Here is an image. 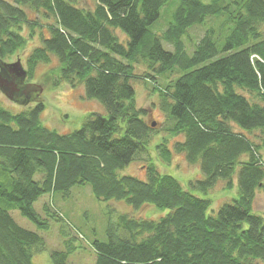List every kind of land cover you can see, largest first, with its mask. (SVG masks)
<instances>
[{
	"label": "trees",
	"instance_id": "obj_1",
	"mask_svg": "<svg viewBox=\"0 0 264 264\" xmlns=\"http://www.w3.org/2000/svg\"><path fill=\"white\" fill-rule=\"evenodd\" d=\"M79 1L0 0V62L25 49L39 29L42 43L25 60L29 79L55 56L59 64L45 72L52 84L85 85L108 114L89 113L81 128L61 134L44 124L46 106L35 93L15 96L27 107L19 113L0 103V264H34L33 255L46 249L13 209L42 231L50 230V218L75 229L71 237L63 230L65 250L51 252L53 264H69L84 234L55 205H44V218L35 204L80 185H90L98 200L167 211L156 219L121 215L109 225L108 241L93 239L95 264H264V211H254L257 192H264V0H179L162 34L152 25L169 0H96L93 9ZM29 10L39 17L29 18ZM211 17L219 27L211 24L189 54L185 35ZM139 79L153 84L166 115L169 133L154 143L162 160L176 152L199 165L202 178L188 189L154 164L147 180L119 174L151 148L155 121L138 108ZM220 179L227 191L237 180L239 196L215 212L210 197L193 192L207 195Z\"/></svg>",
	"mask_w": 264,
	"mask_h": 264
},
{
	"label": "rangeland",
	"instance_id": "obj_2",
	"mask_svg": "<svg viewBox=\"0 0 264 264\" xmlns=\"http://www.w3.org/2000/svg\"><path fill=\"white\" fill-rule=\"evenodd\" d=\"M203 1L209 2V0ZM95 5L96 0L79 1L80 7L93 9ZM178 5L179 0H169L167 2L166 6L161 11V17L152 25L153 30L157 34H162L168 29L169 24L173 21L172 14L178 8ZM38 17L39 16L36 15L35 12L29 10V18L33 19ZM213 19L216 18L211 17L208 19L206 25L194 26L190 28L188 35H185L184 41L189 54L195 50V45L199 42L201 36H203V34L211 28V24L217 28L219 27V21H215ZM42 30L45 35H48V31H46L45 27ZM39 31V29L36 30V35L33 39H30L29 45L25 49L20 50L17 55L8 57L6 62L10 63L20 60L24 67L27 68L25 60L28 54H30L34 47L39 46L42 43L39 40ZM22 32L27 37H30L28 28L24 27ZM218 32L219 31L216 33ZM119 35L124 36L121 31H119ZM216 36L218 37L219 35ZM221 40H223V37ZM163 47H165L168 51H174V47L165 41H163ZM56 64H59V62L54 56L52 64L42 63L34 73V77L32 79H29L28 77L25 80L28 83L35 82L43 87V91L41 93L35 94L38 96L37 100L42 101V103L46 106L41 116L44 124L54 130H57L61 134H67L81 128L84 117L89 113L102 114L105 116L108 115L103 103H101L98 99H90L87 97L85 94V85L79 84L74 88L71 84L64 82L59 86H54L45 72ZM144 71L145 66L143 64H139L136 68L137 74L143 75ZM156 80L159 83H163V80L159 78ZM133 86L137 92L136 102L138 108L146 110V120L148 122L155 121L157 124L152 126L154 130L150 141L151 148L142 151V153L133 159L132 162L125 168H123L119 174L121 176L129 175L138 177L141 180H147V169L154 164L157 166L160 173H169L177 176L181 181V184L188 189V183H194L197 179L202 178L199 165L189 164L183 154H178L176 152H173L172 160L169 163L162 160L160 154L155 148V144L156 142H160L161 139L169 133L166 130L168 126L166 122V115L164 111L160 109V101L158 100V95L152 91L153 84L151 82L150 84H146L144 80H133ZM0 103H2L3 107L8 109L11 113H19L27 108L24 105H20L15 100H10L1 90ZM255 139L258 141V138ZM175 140H182V137L173 138L170 142L171 147L173 146ZM262 157L264 160V153ZM38 176L39 175H37V178H39ZM234 183H236L235 187L232 190L227 191L226 183L220 179L217 185L208 191L207 195H204L198 189L194 190L193 193L195 195H200L201 197H210L212 199V207L210 209L217 212L222 204L230 203L234 198L239 196L237 180H235ZM46 203L55 205L58 210L64 213L66 221L71 222L74 227L79 229V231L85 236V239L77 238L74 242L78 246V249L70 255L69 264H95L96 253H94L91 245L93 243V239H97L102 242L108 241V227L111 223L118 221V218L121 215L129 214L133 218L142 217L143 219H156L162 217L167 212H163L150 204H145L141 208H133L125 200H98L95 198L93 189H91L90 185L75 186L71 189L69 195L59 192L54 195L48 194L39 198L35 204V209L37 213H40L44 218H47V214L44 212V205ZM254 203V211L257 214L262 215L264 211V192H257ZM11 213L18 224L27 230L29 229L41 234L44 238L46 249L33 255L34 264H53L51 252L54 250H65V240L74 234L75 229H71L73 231L72 233H69V230L65 226L64 222L50 218V230L42 231L38 229L37 226L29 219L27 220L22 214H20L18 209L11 210ZM63 230L71 235L66 237Z\"/></svg>",
	"mask_w": 264,
	"mask_h": 264
},
{
	"label": "water",
	"instance_id": "obj_3",
	"mask_svg": "<svg viewBox=\"0 0 264 264\" xmlns=\"http://www.w3.org/2000/svg\"><path fill=\"white\" fill-rule=\"evenodd\" d=\"M27 69L20 60L15 62H0V90L10 100H14L18 95H29L34 93H41L43 91L42 85L35 82L28 83ZM156 122H153V126Z\"/></svg>",
	"mask_w": 264,
	"mask_h": 264
}]
</instances>
